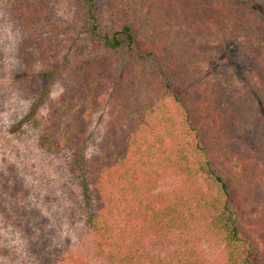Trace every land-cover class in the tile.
Listing matches in <instances>:
<instances>
[{
    "label": "trees",
    "instance_id": "16d2710c",
    "mask_svg": "<svg viewBox=\"0 0 264 264\" xmlns=\"http://www.w3.org/2000/svg\"><path fill=\"white\" fill-rule=\"evenodd\" d=\"M50 1H11L29 34L25 58L54 59L61 33L78 41L73 30L100 55L75 62L74 84L66 83L46 116L29 122L40 131L39 146L50 154L69 151L80 173L93 203L87 224L95 257L202 264L191 249L157 254L149 243L182 235L195 215H205L223 236L227 264H264V0H75L72 21L48 32L42 22ZM229 44L246 64L242 83L203 73ZM70 63L66 56L42 75L65 77ZM29 78L25 91L47 98L48 86L39 90L37 74ZM104 100L105 130L87 158L88 115ZM168 177L179 182L173 190L153 191ZM4 178L0 199L14 198L18 186ZM22 215L26 227L48 224ZM48 242L40 239L33 253L57 254L51 264H89L74 252L57 260Z\"/></svg>",
    "mask_w": 264,
    "mask_h": 264
},
{
    "label": "rangeland",
    "instance_id": "374dc122",
    "mask_svg": "<svg viewBox=\"0 0 264 264\" xmlns=\"http://www.w3.org/2000/svg\"><path fill=\"white\" fill-rule=\"evenodd\" d=\"M11 1L0 0V175L5 178L11 176L18 190L14 198L9 193L5 199H0V264H51V257L56 259L57 254L51 252L48 258L45 252L42 255L33 253L38 250L36 247L39 244L36 242L45 238L59 252L57 260H64L74 252L89 264H110L103 258L95 257V238L87 224L93 203L86 201L81 186L82 178L75 166H72L69 151L64 150L58 154L46 152L39 146V129L29 122L32 118L46 116L50 103L62 94L66 83L74 84L75 62L96 59L100 54L94 51L91 44L82 40L83 34L79 35L77 30H73L71 34L78 37V41L71 43L66 40V34L61 33L54 59L47 58L43 63L35 56L33 61H29L23 49L29 34L15 19ZM50 3V10L47 11L49 17L42 22L48 32H52L53 25L60 28L70 23L75 8V0H51ZM77 27L80 28V24ZM77 48L81 51L78 52ZM66 56L70 57L71 63L65 77L49 80L43 77L42 71L47 66ZM245 65L237 45L229 44L218 56L208 59L203 73L205 76L209 73L210 77L213 74L217 77L230 75L235 82L242 83ZM30 74H37V80L33 83L39 90L48 86L47 98L40 99L38 94L25 91V86L32 83ZM111 86L108 89L112 94L114 87ZM91 111L88 125L92 134L87 158L105 130L109 114L108 101L104 100ZM201 182L206 189L204 179ZM178 183L175 177H168L153 191L168 192ZM20 213L29 219L38 215L48 224L33 227L31 223L26 227L18 222ZM205 219V215H195L187 232L176 234L162 243L152 241L149 250L164 254L187 248L192 250L202 264H227L223 236L208 227Z\"/></svg>",
    "mask_w": 264,
    "mask_h": 264
}]
</instances>
